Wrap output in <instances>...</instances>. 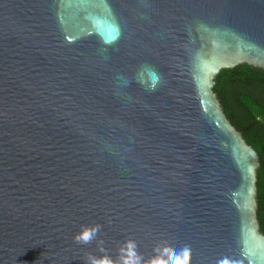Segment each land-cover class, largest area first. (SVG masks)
<instances>
[{
	"label": "water",
	"instance_id": "1",
	"mask_svg": "<svg viewBox=\"0 0 264 264\" xmlns=\"http://www.w3.org/2000/svg\"><path fill=\"white\" fill-rule=\"evenodd\" d=\"M242 63L264 0H0V264H264L260 155L214 91Z\"/></svg>",
	"mask_w": 264,
	"mask_h": 264
},
{
	"label": "trees",
	"instance_id": "2",
	"mask_svg": "<svg viewBox=\"0 0 264 264\" xmlns=\"http://www.w3.org/2000/svg\"><path fill=\"white\" fill-rule=\"evenodd\" d=\"M214 91L227 119L260 155L257 202L264 233V69L248 63L224 68L215 78Z\"/></svg>",
	"mask_w": 264,
	"mask_h": 264
},
{
	"label": "clouds",
	"instance_id": "3",
	"mask_svg": "<svg viewBox=\"0 0 264 264\" xmlns=\"http://www.w3.org/2000/svg\"><path fill=\"white\" fill-rule=\"evenodd\" d=\"M99 226H95L92 228H85L81 232L75 234L74 239L77 242L81 243H88L92 240L98 231ZM134 243L129 242L126 245V250L122 249V255L119 262L113 261L111 258L104 256V257H96L93 255H89L87 264H139V257L136 256L134 252ZM188 259V252L185 251L184 253V260L177 261V264H187Z\"/></svg>",
	"mask_w": 264,
	"mask_h": 264
}]
</instances>
